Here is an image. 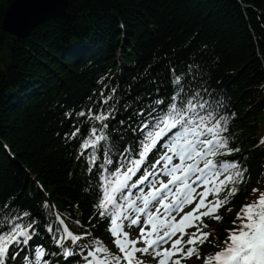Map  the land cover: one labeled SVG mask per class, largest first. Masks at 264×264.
Here are the masks:
<instances>
[{
  "label": "trees",
  "instance_id": "trees-1",
  "mask_svg": "<svg viewBox=\"0 0 264 264\" xmlns=\"http://www.w3.org/2000/svg\"><path fill=\"white\" fill-rule=\"evenodd\" d=\"M12 1L0 0V54L8 51L0 69V213L28 211L41 228L58 210L74 232L89 228L102 237L103 224L92 215L96 171H86L85 156L77 159L79 139L65 133L84 119L75 112L99 110L101 92L115 87L119 119L111 120L110 130L120 150L131 138L126 125L133 110L165 97L175 68L195 74L196 87L231 108L230 134L245 152L250 178L217 227L218 237L224 227H237V207L264 192V146L258 143L264 132V0H69L64 17L25 39L2 30ZM118 51L122 65L115 62ZM88 125L81 124L78 137Z\"/></svg>",
  "mask_w": 264,
  "mask_h": 264
},
{
  "label": "snow or ice",
  "instance_id": "snow-or-ice-1",
  "mask_svg": "<svg viewBox=\"0 0 264 264\" xmlns=\"http://www.w3.org/2000/svg\"><path fill=\"white\" fill-rule=\"evenodd\" d=\"M191 68L190 65L189 73ZM171 72L170 95H158L147 109L133 110L138 123L132 131L138 133L134 138L138 143L125 147L120 153L123 159L112 169L107 165L113 164L109 153L116 145L111 135L115 129L110 130V123L117 108L109 101L117 100L115 87L111 94L101 92L102 110L86 107L75 112L84 119L73 121V130L65 133L69 139H79L77 159L86 156V171L92 173L96 168L98 191L93 215L106 221L116 251L100 238L87 246L78 243L91 234L74 233L59 214L58 226L48 224V231L62 233L53 239L65 256L71 255L70 249H64L65 240L77 245L84 264H185L186 258L193 255L202 258L204 264H264V192L241 206L232 221L239 226L226 229L228 237L223 246L201 257L199 245L208 242L211 235L203 230L210 227L204 218L222 220L219 209L229 203L240 190L238 185L250 176H245L247 165L241 157L218 159L239 151L231 146L229 117L219 114L221 105L204 98L195 85V74L177 73L175 68ZM67 115L71 117L73 113ZM83 123L89 124L88 132L78 137ZM119 123L125 121L121 119ZM101 150L104 163L97 165ZM150 155L153 159H149ZM145 183L147 189L141 186ZM132 189H138L135 198ZM44 204L49 206L47 201ZM37 226L38 221L28 211L0 217V264H8L18 246L31 242ZM132 228L137 231L128 230ZM52 254L38 246L34 260L25 257V264H49L46 256Z\"/></svg>",
  "mask_w": 264,
  "mask_h": 264
},
{
  "label": "water",
  "instance_id": "water-1",
  "mask_svg": "<svg viewBox=\"0 0 264 264\" xmlns=\"http://www.w3.org/2000/svg\"><path fill=\"white\" fill-rule=\"evenodd\" d=\"M69 0H13L4 13L2 30L13 38H26L36 27L66 14Z\"/></svg>",
  "mask_w": 264,
  "mask_h": 264
},
{
  "label": "rangeland",
  "instance_id": "rangeland-1",
  "mask_svg": "<svg viewBox=\"0 0 264 264\" xmlns=\"http://www.w3.org/2000/svg\"><path fill=\"white\" fill-rule=\"evenodd\" d=\"M7 57H8V51L5 48L0 54V69H4V67L6 66Z\"/></svg>",
  "mask_w": 264,
  "mask_h": 264
},
{
  "label": "bare ground",
  "instance_id": "bare-ground-1",
  "mask_svg": "<svg viewBox=\"0 0 264 264\" xmlns=\"http://www.w3.org/2000/svg\"><path fill=\"white\" fill-rule=\"evenodd\" d=\"M39 235H44L45 234V232L44 231H42V232H39L38 233ZM81 259L80 258H78V261H80Z\"/></svg>",
  "mask_w": 264,
  "mask_h": 264
}]
</instances>
